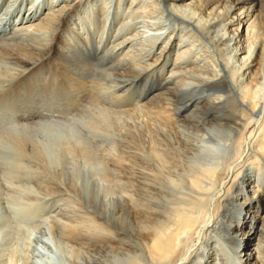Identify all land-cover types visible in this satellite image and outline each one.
Wrapping results in <instances>:
<instances>
[{"label":"bare ground","instance_id":"1","mask_svg":"<svg viewBox=\"0 0 264 264\" xmlns=\"http://www.w3.org/2000/svg\"><path fill=\"white\" fill-rule=\"evenodd\" d=\"M261 82L264 0H0V224L77 264H264Z\"/></svg>","mask_w":264,"mask_h":264},{"label":"rangeland","instance_id":"2","mask_svg":"<svg viewBox=\"0 0 264 264\" xmlns=\"http://www.w3.org/2000/svg\"><path fill=\"white\" fill-rule=\"evenodd\" d=\"M161 26H163V25H161ZM166 37H168V36H166V34H164V38H166ZM258 86H259V89L262 87L264 89V83L263 82H261V84H259ZM58 157L60 158V155H58ZM65 160H66V158H65ZM65 168L68 169V168H76V167L73 166V164L68 161V165H66ZM76 169H79V168H76ZM79 170H81V169H79ZM4 203L9 204V202L6 200ZM7 214H10V216L12 217V220L10 219L11 217ZM4 215H6V216L3 217L5 219H3V223L0 224V229L6 228V230L4 232V236L8 237L10 235L9 236L10 238L9 237L5 238L4 236H2V238H5V239H2V240L0 239V257H2V258H0V264H2V263H4V264H9V263H11V264H36L38 259L41 257L43 259H45L46 261L49 260V255H48L49 251L52 253H55L57 255L55 263H52V264H77V261L74 259L75 256H72L71 254L68 255V254H65V252H63L64 247H62V246H64L65 244H62L63 241L61 239V236L58 235V233L51 231L52 237L54 239L49 238L47 240V239H44L41 237L42 234H40L39 232L42 230H44L43 234L48 235V237L50 235L49 234L50 233L49 226L43 222V221H45L43 219V218H45L44 216L40 218L43 221H41L40 219H37L35 221L21 223L20 221L17 220L16 217L13 216L14 214L12 215L11 210L8 213H4ZM7 219H8V221L9 220H11V221L8 222V221H6ZM15 220H17V221H15ZM10 222H11V224H10ZM13 222H16L17 226L20 228H18L16 226V224ZM12 223L15 225L14 229H13ZM8 224H10L12 226H10V225L8 226ZM16 227L18 228V230L16 229ZM9 229H11V230H9ZM30 230H32L31 233H33V230H34V234L38 237L32 238V240H28V237L30 238V236H31ZM6 231H7V233H6ZM18 231H20V232H18ZM8 232H9V234H8ZM19 233H20V235H19ZM21 233H23V235ZM20 236L24 237V239H20ZM14 239H16V240H14ZM17 239L19 241H17ZM11 243H13V246L11 245ZM14 243H15V245H14ZM9 245L11 246V248H8ZM40 245L43 246L45 249L42 248ZM70 245H68V246H70ZM7 249H8V251H10V253L7 251ZM15 249H16V251H15ZM5 251H7V252L5 253ZM12 252H14L15 254H13ZM66 255H68V256H66ZM11 256H12V258H11ZM6 258H8V259L6 260ZM1 259H3L4 261ZM13 259H14V261H13Z\"/></svg>","mask_w":264,"mask_h":264}]
</instances>
